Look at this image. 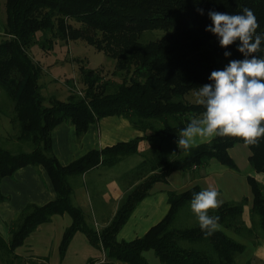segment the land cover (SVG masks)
Masks as SVG:
<instances>
[{"label": "trees", "instance_id": "trees-1", "mask_svg": "<svg viewBox=\"0 0 264 264\" xmlns=\"http://www.w3.org/2000/svg\"><path fill=\"white\" fill-rule=\"evenodd\" d=\"M245 7L257 17V33L264 34V0H6L5 32L0 34V114L18 130L17 135L0 136V201L8 198L1 189L2 179L27 165L47 170L57 196L43 205L27 204L10 222L8 238L0 232V264H45L18 249L41 224L64 213L72 223L60 245L63 257L79 231L92 245L106 250L105 260L90 258L87 264H153L145 254L149 250L163 264H239L237 257L247 246L229 231L248 239L264 238V183L248 175L253 190L251 225L244 219L247 198L224 202L209 211L219 217L222 230L206 236L190 207L194 194L205 190L197 185L181 193L170 191L169 212L145 235L118 240L119 231L154 183L166 181L172 172L214 161L238 169L229 149L244 142L241 138L217 136L189 152L181 150L177 141L190 120L205 111L204 106L187 101L186 95L213 83L209 80L213 70L244 59L237 50L239 40L221 47L219 37L205 30L212 25L208 12L243 14ZM154 30L164 31L163 36L142 40L145 32ZM59 40H85L114 58L116 65L111 77L82 66L81 92L68 80L67 99L52 96L47 105L42 93L46 82L41 81L44 67L32 51L38 46L50 52ZM226 51L231 55L225 57ZM256 55L264 58V41ZM108 115L128 118L144 135L93 149L62 164L54 153L55 127L72 124L81 137ZM142 141L148 143L145 150L140 149ZM249 147L251 167L264 172V138ZM134 154L142 160L122 176L125 193L118 210L98 230L75 202L73 178L101 164L114 166ZM182 211L190 215L183 225L178 223Z\"/></svg>", "mask_w": 264, "mask_h": 264}, {"label": "crops", "instance_id": "crops-1", "mask_svg": "<svg viewBox=\"0 0 264 264\" xmlns=\"http://www.w3.org/2000/svg\"><path fill=\"white\" fill-rule=\"evenodd\" d=\"M3 1L5 2L1 7L2 11L0 10V34L5 32L7 19L6 0ZM78 41L59 40L50 52H44L38 46L34 47L32 53L36 61L44 67V74H51L49 77L46 76L49 78L48 81L63 80L64 85L68 87L70 71L63 63L65 57L57 55L60 52V47L64 53L74 52ZM55 72L64 73V75L60 77ZM74 77L76 76L74 75ZM143 135L144 132L134 127L128 118L120 115H108L91 124L81 137L77 135L74 125L61 123L53 130L52 141L54 153L62 164L67 165L93 149H103ZM207 141L209 140L201 139L197 141V144ZM147 145L146 141H142L140 149H147ZM229 152L236 161L238 169L214 161L205 167L176 170L166 181L154 183L149 195L138 204L119 231L118 240H133L145 235L169 212L170 191L181 193L197 185L203 189H217L220 193L219 199L223 203L247 198L244 219L248 225H251L253 190L248 181V175H253L258 181L264 183V172H257L253 168L248 173L246 172L245 167L248 163L250 164L252 151L244 142L236 143L229 149ZM141 160L142 156L139 154L129 155L114 166L101 164L87 171L81 177L73 178L75 202L86 210L89 214V221L98 229L107 226L118 210L120 200L125 193L122 176ZM122 163L125 165L120 167ZM1 189L3 194L8 197L4 201H0V232L6 238L9 237L10 222L27 204L43 205L54 200L57 196L51 177L43 166L38 170L34 165H27L18 169L14 176H5L1 182ZM71 223L72 217L68 213L54 215L50 221L41 224L30 234L25 244L18 249V253L34 257L45 264H87L90 258L103 260L106 254L104 248L92 245L88 236L81 231L74 236L66 255L64 257L61 255L60 245L63 235ZM229 233L249 245L248 249L251 250L248 238L236 233ZM261 240L262 244L256 248L258 251L255 254L264 263V238Z\"/></svg>", "mask_w": 264, "mask_h": 264}, {"label": "clouds", "instance_id": "clouds-1", "mask_svg": "<svg viewBox=\"0 0 264 264\" xmlns=\"http://www.w3.org/2000/svg\"><path fill=\"white\" fill-rule=\"evenodd\" d=\"M198 11L203 14L204 10ZM242 11L235 15L208 12L212 25L205 30L219 37L221 47L239 40L237 50L244 59L230 60L224 69L213 70L209 76L213 83L203 84L194 93L196 103L205 111L181 130L177 144L185 152L198 146V140L210 141L217 136L241 138L246 146H258L264 138V58L256 55L264 34L257 33L260 25L254 12L247 7ZM219 196L217 189L208 188L194 194L190 203L206 236L222 230L219 217L209 215L223 204Z\"/></svg>", "mask_w": 264, "mask_h": 264}, {"label": "rangeland", "instance_id": "rangeland-1", "mask_svg": "<svg viewBox=\"0 0 264 264\" xmlns=\"http://www.w3.org/2000/svg\"><path fill=\"white\" fill-rule=\"evenodd\" d=\"M4 2L5 1L0 0V10L1 11H2L1 7L4 4ZM74 23L77 26L79 24L77 22H74ZM163 34H164V31H162V30L147 31L142 36V40L148 41L150 39H160L163 36ZM72 41H75V40H72ZM59 50H60V52L58 53L57 56L58 57L62 56V58L65 57L63 59V63H65L69 67L68 68L66 66L67 70L70 71L69 81H72V83L77 86V87H75L76 91L81 92V89L83 88V84H82L81 79H80V71H81L82 66L96 68V69L100 70L107 77H109V76L111 77L113 75V72L115 70V65H116L115 59L108 56L105 52L97 50L95 46L87 43L85 40H79L78 41V43L75 45V48L73 50L74 52H65L64 53L62 51L61 47L59 48ZM56 74L60 77H62L64 75V73H56ZM74 75L76 77H74ZM46 76L49 77V76H51V74L45 73L41 79L42 82L43 81L46 82L45 87L42 90L43 95L46 97L45 103L47 105H49L50 101H51L50 98L52 96H56L61 100H66L68 95H69V92H70L69 91L70 87L69 86L67 87L66 85H64L63 80H54L53 79L51 81H48L49 78H47ZM67 85H68V83H67ZM194 93H195V91L189 92L186 95V100L190 101V102H196V97H195ZM0 120H1V122H0V136L2 138H3V136H10V135H15V134L17 135L18 128H14V125L11 122L9 117L0 114ZM234 153H235V151H234ZM124 165L125 164L122 163V165H120V167H122ZM251 168H252L251 165L248 163V165L245 167L246 172L248 173L249 170H252ZM122 179H123V181H125L126 177H124ZM189 216L190 215L188 214L187 211H182V213L179 215L178 223L183 225L184 222H186L188 220ZM103 228L104 227H101L100 229L97 228V229L101 230ZM249 240H250L249 242H250L251 250L248 249L249 245H246L247 249L243 253L239 254L237 257L238 263L239 264H247L249 261H251L252 264H264L261 260L258 259V257H256L257 255L255 254L258 251L256 248L261 246L262 240L257 239V238H251V239L249 238ZM101 250L103 251V249H101ZM145 254L153 264H163L153 250L146 251ZM105 259H106V254H105L103 260H105Z\"/></svg>", "mask_w": 264, "mask_h": 264}, {"label": "built area", "instance_id": "built-area-1", "mask_svg": "<svg viewBox=\"0 0 264 264\" xmlns=\"http://www.w3.org/2000/svg\"><path fill=\"white\" fill-rule=\"evenodd\" d=\"M194 167H197L196 165Z\"/></svg>", "mask_w": 264, "mask_h": 264}]
</instances>
